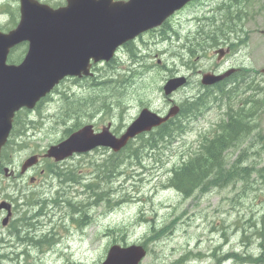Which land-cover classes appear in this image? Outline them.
<instances>
[{
    "label": "rangeland",
    "instance_id": "rangeland-1",
    "mask_svg": "<svg viewBox=\"0 0 264 264\" xmlns=\"http://www.w3.org/2000/svg\"><path fill=\"white\" fill-rule=\"evenodd\" d=\"M41 1L49 4L64 2V0ZM239 1L235 0L237 5L232 12L234 14L238 12L243 18L241 26L249 33L247 37L250 48L245 52L241 51L240 57L246 58L257 69L264 68V33H261L264 31V0H252L248 5L244 3L242 6ZM2 5H5L8 11H12V8L17 5V0H0V29L7 30L13 26L12 17ZM201 8V5L196 4L179 14L177 18L183 24V34L191 31L192 37L195 22L193 20L187 22L186 18L191 17ZM175 20L172 21L173 24ZM236 26L238 28V25ZM159 30L161 29H154L144 34L142 36L144 42L149 44L150 41L155 40ZM160 46L159 48H136L137 56L134 55L133 58L123 49L116 53L115 60L110 65L97 63L92 69L94 75L113 73L115 74L113 79H116V82H112L111 92L101 93L96 99L97 92L101 91L96 90L97 86H93L94 89L90 87L93 85L90 78L77 81L70 77L63 79L57 85L56 91L51 93L49 99L44 101L38 109L25 110V113L20 116V121L23 119L28 121L23 147L9 151L12 154V164L7 166L16 172L24 158L33 151L41 152L49 144L65 136L63 129L72 122V119H66L63 123L59 120L58 114L61 106L65 108L62 99L66 95L71 99L81 98V102H100L101 106L106 107L105 111L103 109L97 111V108L94 111L91 106H84L85 110H79L78 114L81 124L92 123L95 129H99L102 124L111 121L112 130L117 129L120 132L141 107L149 106L155 111L168 109V102L161 91V86L171 74L191 75V81L172 94L175 102L196 94L198 90L196 80L200 73L209 67V60L203 56V52L189 57L185 50L179 49L180 47L160 48ZM16 51L18 50L14 53ZM200 59L202 60L199 63ZM104 96H110V98ZM207 104L204 113L195 121L189 122V129L185 133L175 138H166L162 146L158 144L156 148H150L143 142L147 139V135H143L142 138L136 137L131 148L120 153L116 167L111 170L107 168L108 165H104L110 154V151L105 148L94 149L89 153L64 160L61 167L68 166L74 170L61 176L62 179L71 178L74 182L77 174H81L83 184L89 182L97 184L96 191H101L100 197L93 194L76 197L79 198L77 202L90 203L86 209L88 218L83 219L90 222L85 228H78L77 224L70 225L66 213L62 215L60 219L70 231L65 245H69L72 258L63 257L52 261V257L48 255L42 260L43 264L98 263L104 258L102 256L103 242L106 237L112 236L113 232L120 236L126 233L130 240H137L151 233L155 229L151 228L153 224L159 228L172 219L175 220L172 223L173 229L165 230L170 232L165 235L170 240L167 248L162 252L169 258L175 255L177 257L183 248H187L186 242L193 247L195 241L201 244L205 252L214 246L219 248V252L222 250L221 254L234 246L243 250L240 246V242L243 241L246 250L253 254L259 253L262 248L260 244L264 242V236L259 235V232H263L264 229L262 228L264 227V179L254 174V180L250 179L247 186L244 184L245 180L240 179L223 187H208L206 192L198 191L187 199H183L179 192L167 186L171 168L180 164L183 158L182 151H187L189 148L193 150L198 140L203 136H210L209 131L216 122L220 121L221 109L218 103L210 98ZM255 121L263 139L260 144L249 146L247 150L249 157L243 165L251 161H255L258 166L264 163V147H262L264 111ZM233 153L237 154L238 151ZM0 180L2 183L8 181L4 174L0 175ZM80 185L73 184L69 191H74L75 187L83 190L84 188ZM63 186L66 185H61L59 188L55 185L54 188L63 189ZM102 190L107 191L105 196L108 195L109 198H102L104 195ZM67 197L74 198L72 193H68ZM82 209V206H78L79 213H82ZM79 213L77 215H80ZM254 227L259 230L257 233H252ZM159 244L162 245L161 241ZM55 245L53 244L51 249ZM149 246L153 247L151 244ZM154 248L157 247L154 246ZM155 254V251H151L146 258V264H155L156 260L153 258ZM202 259L183 264L215 263L213 258L206 257L204 261ZM222 264H234V262L225 261Z\"/></svg>",
    "mask_w": 264,
    "mask_h": 264
},
{
    "label": "water",
    "instance_id": "water-1",
    "mask_svg": "<svg viewBox=\"0 0 264 264\" xmlns=\"http://www.w3.org/2000/svg\"><path fill=\"white\" fill-rule=\"evenodd\" d=\"M187 1L65 0L64 5L54 8L38 0H19L16 26L9 31L0 30V152L16 111L33 108L65 76L92 75V63L110 60L120 44L161 24ZM24 41L27 49L22 60L7 62L10 49ZM220 78L207 73L201 82L209 85ZM184 82L182 76L168 79L164 93L169 94ZM177 109L172 107L162 117L144 108L120 135L110 131L109 123L99 131H94L92 124H85L50 145L45 155L59 161L98 146L117 151L129 139L157 126ZM35 161L36 156L27 158L22 170ZM143 254L135 246H115L102 264H136Z\"/></svg>",
    "mask_w": 264,
    "mask_h": 264
},
{
    "label": "trees",
    "instance_id": "trees-1",
    "mask_svg": "<svg viewBox=\"0 0 264 264\" xmlns=\"http://www.w3.org/2000/svg\"><path fill=\"white\" fill-rule=\"evenodd\" d=\"M218 9L220 12H222L221 15L220 13H217ZM214 10L215 12H212L211 15L197 20L198 23L195 32L191 38L186 39V47L191 50L188 51L191 53V55L195 53V51L209 46V44H215L219 35V39H228L231 34L233 35L238 33L236 23L233 22V20H235V14L232 12L233 10L230 9L229 5H225L220 2L211 11ZM130 44L128 53H130L133 58V56H137V54H135V49L132 48ZM15 50L18 51L14 53ZM24 51V48H13L8 55V61H20ZM114 60L115 59H112L106 64L110 65ZM114 75L115 74L113 73L98 76L93 75L90 78V81L93 83V85L90 87L93 88V86H97L98 88H96V90L101 91L100 93L97 92L95 99L101 93L112 91V82H116V79H113ZM214 86V91H211L209 87H201L199 88L197 95L192 99L182 100L179 103V112L177 115L146 133L145 135H147V139L143 140L144 144L148 145L150 148H156L158 144H161L162 146V143L165 142L166 138H172L184 130L185 126L182 124L183 119L189 117L190 115L197 116L201 112L203 113L209 98L215 100L217 98L225 99L229 112L227 114V118L218 123L216 127V129L218 128V131L213 133L210 139L203 138L201 143L195 149V153L193 155H190L179 165L173 166L171 169L173 178L170 175L168 177V182L171 183L173 180L172 183L182 188L184 192H188L185 195H188L192 190H194L191 189L193 186L198 185H202L204 187L203 189L208 187H216V185L217 187H223L226 184H229V182L233 183L241 179L245 180L244 184L247 186L250 179L252 181L254 180L255 176L252 177V174L264 179V164L258 166L256 164H252L251 161L243 165V163L247 161L248 145L245 146L246 148L241 149V152L239 153L236 160L228 161L223 156V152L227 147L233 145V143L239 147L246 137L249 138V144H260L261 140L263 139V135L260 133V131L258 130L252 133L253 135H251V132L256 129L258 124H256L255 121L251 123L247 117L252 115L253 119L255 120L256 116L260 112L264 111V89L259 85L252 83H246L244 85L240 84L226 90L223 88V86H221V84H216ZM206 95H208L206 99H203ZM104 97L110 98V96ZM62 100L65 108L61 106L59 120L65 123L66 119H72V122L63 129L65 135L70 133L81 124L79 122L78 114L79 110H85L84 106H91L94 111L96 108L97 111L101 109L105 111L106 109L104 105L101 106L100 102H81V98L71 99L67 95L64 96V99ZM84 101L86 100L84 99ZM40 104L41 102L37 104V109L39 108ZM24 113L25 110L22 109L15 114L13 127L9 138L5 146L2 148L1 157L3 160L6 159V157L9 158V151H13L15 148L23 147V144H16L15 137L17 134L23 132V129H25V125L28 122L24 119L22 121L19 120L20 116ZM240 127H242L244 130H242ZM142 136L143 134L139 135L138 137L142 138ZM131 145L132 143L129 142L127 146L121 151L130 149ZM118 156L119 153H111L104 165H108L109 167L107 166V168L110 170L115 168L118 162ZM256 229L257 228L254 227L252 233H257L259 231ZM263 232H259L260 237L264 236ZM238 256H240V258ZM238 256V260L251 259L256 264H264V246H262V250L258 256H255L254 258L248 255L246 257H242L241 259V255Z\"/></svg>",
    "mask_w": 264,
    "mask_h": 264
},
{
    "label": "flooded vegetation",
    "instance_id": "flooded-vegetation-1",
    "mask_svg": "<svg viewBox=\"0 0 264 264\" xmlns=\"http://www.w3.org/2000/svg\"><path fill=\"white\" fill-rule=\"evenodd\" d=\"M165 34L167 36L164 38L163 48L169 47V33ZM141 39L142 37H139L136 40ZM120 48H129V44L126 43ZM144 48L158 46L148 45ZM225 51L228 53V50ZM219 61L220 64L214 72H221L226 67L233 66L229 64L224 67L222 59ZM168 100L171 102L170 98ZM45 150L35 152L37 162L25 172L4 173L8 181L2 183L0 180V264H40L48 254L58 259L62 244L66 243L69 236L68 228L62 227L60 217L66 213L70 225L78 223L76 193H72L74 198L71 199L67 197L68 190L54 188L58 181L53 180L54 175L47 172L53 160L44 156ZM80 221L82 224L85 222L83 218ZM169 240V237L164 236L161 239L162 245L156 246V250L160 251L157 256L165 258L164 261L160 259V264L168 263V257H165V254L161 256V252L167 248ZM114 243L126 246L133 242L124 236L108 237L104 250ZM53 244L56 245L51 249ZM141 245L148 251L146 242H141ZM181 251H184V248ZM186 256V252H179L177 257Z\"/></svg>",
    "mask_w": 264,
    "mask_h": 264
},
{
    "label": "bare ground",
    "instance_id": "bare-ground-1",
    "mask_svg": "<svg viewBox=\"0 0 264 264\" xmlns=\"http://www.w3.org/2000/svg\"><path fill=\"white\" fill-rule=\"evenodd\" d=\"M235 18L237 19V21H241L242 20V17H241V15L239 14V13H237V14H235ZM166 36L167 35H164L162 38H166ZM247 159H248V156H247ZM172 172H171V177H172ZM173 178V177H172ZM172 180V179H171ZM207 180V179H206ZM208 181V180H207ZM172 182H173V180H172ZM171 182V183H172ZM169 183V182H168ZM169 183V186L170 187H172L173 189H175L177 192H180V193H183V194H187L188 192H184V190L182 189V188H180V187H178L177 185H175L174 183ZM210 183V182H209ZM212 183V182H211ZM230 183V182H229ZM219 184V183H218ZM225 185V184H224ZM207 186V185H206ZM205 186V187H206ZM217 186V185H216ZM204 187L201 185H198V186H193L191 189H194V190H192L191 192H193V191H198V190H202ZM212 188V187H211ZM188 189V188H187ZM191 189H189V190H191ZM209 189V188H208ZM211 190V189H210ZM190 192V193H191ZM206 192V191H205ZM98 195H100V192L98 193ZM80 215H83V218L85 217V218H88L87 217V214H86V210H82V213H80ZM90 217V216H89ZM29 230V229H28ZM69 230H68V234H69ZM17 237V236H16ZM159 241H161V238L159 237V236H157L156 234H154V235H152L151 236V239H150V242H151V244L153 245V246H158L159 245ZM8 245V244H7ZM195 255V254H194ZM239 258H240V256H238ZM241 259H242V256H241Z\"/></svg>",
    "mask_w": 264,
    "mask_h": 264
}]
</instances>
